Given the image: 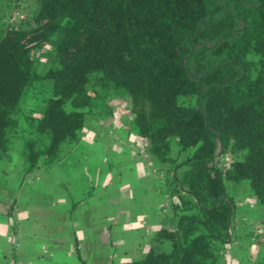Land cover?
I'll return each instance as SVG.
<instances>
[{"label": "trees", "instance_id": "16d2710c", "mask_svg": "<svg viewBox=\"0 0 264 264\" xmlns=\"http://www.w3.org/2000/svg\"><path fill=\"white\" fill-rule=\"evenodd\" d=\"M35 2L0 30V214L12 206L3 159L19 152L24 176L45 168L114 96L168 196L170 227L126 264H219L229 185L245 181L264 207V0Z\"/></svg>", "mask_w": 264, "mask_h": 264}, {"label": "crops", "instance_id": "0c3cea01", "mask_svg": "<svg viewBox=\"0 0 264 264\" xmlns=\"http://www.w3.org/2000/svg\"><path fill=\"white\" fill-rule=\"evenodd\" d=\"M124 101L108 97L78 143L45 168L24 176L19 152L3 159L11 190L3 202L12 206L0 214V264H126L142 258L156 232L170 227L161 166L129 132L128 111L119 109ZM234 198L249 211L241 223L234 214L232 239L218 247L219 264H253L264 257V243L247 263L234 248L241 230L257 229L264 207L248 195L244 203Z\"/></svg>", "mask_w": 264, "mask_h": 264}, {"label": "rangeland", "instance_id": "374dc122", "mask_svg": "<svg viewBox=\"0 0 264 264\" xmlns=\"http://www.w3.org/2000/svg\"><path fill=\"white\" fill-rule=\"evenodd\" d=\"M35 8V0H0V30L5 27H19L23 22L30 18ZM42 62L43 63L39 64V69H44L45 67L46 62L43 61V59ZM119 107L121 112L125 114L129 109V104L124 101V103L119 104ZM218 158L221 161V158L217 157V159ZM17 166L18 163L12 161L9 169L12 168V170H14L15 168H17ZM229 191H232L233 194H236L237 197H240L241 199L243 198L242 203H244L245 201L243 200H245L248 195L247 183L245 181H240L236 184H230ZM248 211L245 210L244 206L243 209H239L237 206H235L234 214H241L239 217V223H241L242 220L247 217V215L245 214ZM258 228L259 227H257L256 229L255 227L254 229L252 227H249L247 228L248 230L244 232H242L241 230L239 234L240 237L237 239L238 245L234 248V251L236 254H240L241 257H244L243 260L245 263H247V261H249V259L254 256L256 249H259V251H263V249H261L262 244L260 243H264V233L260 235L259 233L261 232L260 230L258 231Z\"/></svg>", "mask_w": 264, "mask_h": 264}]
</instances>
